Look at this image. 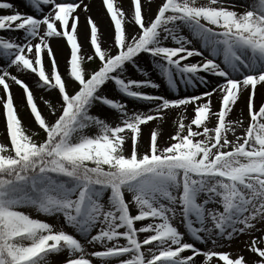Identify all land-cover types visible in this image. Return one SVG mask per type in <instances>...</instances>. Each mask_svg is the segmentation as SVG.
Instances as JSON below:
<instances>
[{
    "label": "snow or ice",
    "instance_id": "obj_1",
    "mask_svg": "<svg viewBox=\"0 0 264 264\" xmlns=\"http://www.w3.org/2000/svg\"><path fill=\"white\" fill-rule=\"evenodd\" d=\"M131 2L129 16L117 0H102L113 26L107 45L86 16L85 55L84 0H27L31 12L0 0V10H11L0 13L8 138L0 142V264H264V100L253 103L264 87V0H161L151 18L152 0ZM53 39L69 46L64 72ZM205 74L221 82L178 95L181 84L207 87ZM23 75L57 92L55 102L41 97L51 118ZM12 83L39 131L24 125ZM162 86L176 97L148 91ZM244 92L247 125L229 119ZM129 98L149 106L132 109ZM173 109L175 131L161 143Z\"/></svg>",
    "mask_w": 264,
    "mask_h": 264
},
{
    "label": "rangeland",
    "instance_id": "obj_2",
    "mask_svg": "<svg viewBox=\"0 0 264 264\" xmlns=\"http://www.w3.org/2000/svg\"><path fill=\"white\" fill-rule=\"evenodd\" d=\"M9 2L13 3L21 12H31L32 11L31 8L26 6L27 0H9ZM199 2L203 3V2H205V0H199ZM236 2L237 3H244L245 0H236ZM97 3H98V5L100 7H102V0H97ZM160 3H161V0H160ZM103 9L105 10L104 6H103ZM3 10H0V13H8V12L11 11V10L7 9V12L6 11L3 12ZM132 11H133V5H132V2H131V3H129V16H131ZM156 11H157V5H155L153 7L152 13H151L149 18L154 17ZM108 17H109V15H108ZM109 23L111 24L110 37H109V43H110L111 36H112V31H113V26H112V22L110 20V17H109ZM85 24H86V19H85ZM86 26H88V25L86 24ZM133 27H134V25H133ZM127 30H128L129 33H131V32H133L135 30V28H130V29H127ZM85 40H86L87 49H85V50L82 49V54H85V55L91 54L92 48L90 47V43H89V39H88V29L86 31V39ZM109 43H107V44H109ZM63 46L65 47V49H67L66 53H65V55L67 54V56H65V58H64L65 61L62 63L61 59L56 56L57 60H58V63H59V68H60V70L62 72H64L65 69H66V60L69 57V46L66 44L65 40H64ZM55 55H56V53H55ZM206 55H207V53H206ZM194 58H197L195 60H199L200 59V57H194ZM194 58H191V59L194 60ZM96 63H97V61L89 62L88 66L89 67H95ZM205 75H207L208 80L211 83V86L209 88L206 89L205 87L202 86L200 88H195L194 89V88H191V87H185L184 85L181 84L180 92L178 93V95L183 96V95H186V94H195V93H199V92H202V91H205V90H210L211 87L215 86L216 83L221 82V78H217V77L211 76L209 74H205ZM26 76H28V75H26ZM29 77L32 78L34 81L36 79V77L34 75H30ZM214 78H215L216 81L213 80ZM71 84H72V82L69 81V85L70 86H71ZM29 85L32 87L34 95L37 98L38 106L41 108V110L43 111L45 116L51 118L49 116L48 109H47L46 105L43 103V100L41 99V97H43L44 99H49V100H52L53 102H55L58 99L57 92L56 91H47L44 88L38 87L37 85L36 86H32L30 83H29ZM11 87H12V92L14 94V101L17 104L19 115L21 116L24 125L29 129L30 132L31 131H39L38 126L36 125L32 115L30 114L29 108L26 106V103H25V100H24V94L22 92L21 87L16 85V84H14V83H12ZM17 90L21 92L20 97L17 96V93H16ZM148 91H158L159 93L164 94L166 96H169L170 98H175L176 95H177V93L173 92L172 90L166 89L165 86H162V88L159 89V90L148 89ZM0 93L3 95L2 86H0ZM262 100H264V97L263 98L261 97V98L257 99V107L261 104ZM128 104H129L130 108L139 109V110H145L149 106L148 102H146V101H134V100H132L130 98L128 100ZM219 107H220V99L217 102L216 107L213 108V110L214 111L218 110ZM190 108H192L191 105L188 106V109H190ZM243 109L245 111V114H247V116L249 117V112H248V108H247V99L243 100ZM179 113H180V109H173V110L169 111L165 122L160 125V127H162V129H163V137L161 139V143H164V141L167 140L168 136L171 135L172 133H174L175 125H174L173 121L178 118V114ZM100 114L101 115H107L109 113H108L107 109H104V110H102L100 112ZM185 115L187 117L191 118L192 115H193V111L191 113H189V114L185 113ZM229 119L236 120V119H239V118L229 116ZM212 120L214 121L215 118L213 117ZM243 120H244V124L247 125L248 119L246 118V119H243ZM157 124H159V121H153V122H149L148 125L143 127V141L140 144V149L141 150H143L147 146L148 139H149V132ZM238 131H240V129H238ZM43 136H44V133L42 131H40V137L42 138ZM229 138L230 139L232 138L231 135H230ZM0 142L8 143V138H7L6 133H5V119H4V116H3V109L2 108H0ZM127 147L130 150V142H128ZM24 210L26 212H29L34 217L39 216V218L46 219L49 222L58 223L55 219H53L51 217H47V216H44L42 214L37 213V211L35 209L26 208ZM198 246L203 247V245H198ZM238 247H239L238 244H234L232 250H236V249H238ZM186 254H190V253H186Z\"/></svg>",
    "mask_w": 264,
    "mask_h": 264
},
{
    "label": "bare ground",
    "instance_id": "obj_3",
    "mask_svg": "<svg viewBox=\"0 0 264 264\" xmlns=\"http://www.w3.org/2000/svg\"><path fill=\"white\" fill-rule=\"evenodd\" d=\"M144 2V0H142V3ZM84 3H87L90 5V12H84L82 10H78L79 11V15H80V23L78 26V33H79V40L82 44V49L85 50L87 49L86 46V31L88 29V26H86L85 24V19L87 15H91L98 23V26L101 29V32L103 34V39L105 41V45L107 43H109V37H110V28H111V24L109 23V17L106 13V11L103 9V4L102 7H100L97 3V0H84ZM117 3L119 6L123 7L125 12L129 14V3H131V0H117ZM160 3V0H152L151 6L150 8H147V10L145 11V15L147 18L150 17L151 13H152V9L155 5H158ZM147 7V6H146ZM7 12V9H4L3 12ZM130 28H134L133 24L129 23L127 24V29ZM7 35L10 36H20L21 33L16 32V33H7ZM51 44L53 46V49L56 53V56L58 58L61 59V62L63 63L65 60V56H67L65 47L63 46L64 44V39H53L51 41ZM86 47V48H85ZM68 53V52H67ZM197 58H194V60ZM12 71H15L14 69ZM22 78H24L28 83H30L32 86H36V84L34 83V80L32 78H30L29 76L23 75ZM214 81L215 78L213 79ZM211 86V83L205 87L206 89L209 88ZM17 96L20 97L21 92L20 91H16ZM0 95H2L0 93ZM4 95V93H3ZM249 93L248 92H244L241 96V99L237 102V104L234 106L232 113L230 114V116L232 117H237V118H241V116L243 117V119H249V117L247 116V114H245V111L243 109V100L247 99ZM246 97V98H245ZM263 98L264 97V87L261 86H257V94L254 98V105L257 106V99L259 98ZM206 99V98H205ZM219 94L218 93H214L212 96V104H213V108L216 107L217 102L219 101ZM193 111L192 108L187 109L186 114H189Z\"/></svg>",
    "mask_w": 264,
    "mask_h": 264
}]
</instances>
